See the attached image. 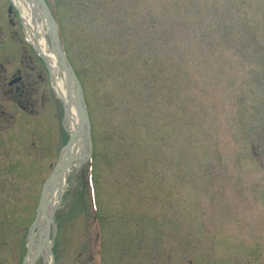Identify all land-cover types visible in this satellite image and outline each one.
<instances>
[{
	"label": "rangeland",
	"instance_id": "1",
	"mask_svg": "<svg viewBox=\"0 0 264 264\" xmlns=\"http://www.w3.org/2000/svg\"><path fill=\"white\" fill-rule=\"evenodd\" d=\"M47 1L94 152L36 264H264V0ZM16 62L0 55V264L27 259L69 139L46 81L28 114L5 94Z\"/></svg>",
	"mask_w": 264,
	"mask_h": 264
},
{
	"label": "water",
	"instance_id": "2",
	"mask_svg": "<svg viewBox=\"0 0 264 264\" xmlns=\"http://www.w3.org/2000/svg\"><path fill=\"white\" fill-rule=\"evenodd\" d=\"M31 1V0H30ZM35 5L38 7L37 10L43 12L45 16V20L48 23L49 36L51 41V46L53 51L58 56L60 66L63 68L64 73L67 77V86L69 87L70 92L73 91L75 95V105L78 109L79 116H80V126L79 128L70 134V139L64 149V152L61 156L60 162L56 166V169L52 172L49 179L47 180L43 191L42 196L39 203L38 213L35 222L32 224L29 246H28V255L27 259L25 260L24 264H36L38 259L48 251V245L51 250V223L53 221L54 210L52 211L51 215L48 214V206L50 204L52 196L58 192L61 188L60 183L59 186L58 180L64 179L69 167L75 163L76 161L75 156L72 153V145L73 141L78 137H85L86 139V152L82 161H86V157L92 156L93 151V143H92V135H91V120L88 112V108L86 105V100L84 96V91L80 79L78 78L72 64L67 58L65 49L61 43L60 33H59V26L57 21L55 20L46 0H33ZM70 87L72 89H70ZM57 182V183H56ZM51 188V189H50ZM51 191V194H50ZM41 217L44 220V224H41ZM38 236V241L36 242V249L33 252V255L30 259L28 257L32 253V237L33 234Z\"/></svg>",
	"mask_w": 264,
	"mask_h": 264
},
{
	"label": "flooded vegetation",
	"instance_id": "3",
	"mask_svg": "<svg viewBox=\"0 0 264 264\" xmlns=\"http://www.w3.org/2000/svg\"><path fill=\"white\" fill-rule=\"evenodd\" d=\"M25 1L0 0V55L4 59L10 58L19 62V68L12 74L11 80L7 82L6 77L4 79V86L7 82L9 87L5 94L11 95V99L14 102L16 101L19 108L28 114L30 104L27 103L28 99L30 97L31 101L34 100L35 91L41 82L46 81L48 84V74L44 61L38 56L37 51L35 52L31 48L26 36L31 31L27 26L28 8ZM13 46L15 47L13 48ZM19 51L22 55L18 56ZM29 51H31V54ZM37 59L46 72L47 80L44 71L40 69L39 64L36 62ZM36 71H39V73ZM35 76H37V79ZM32 109L34 108L32 107ZM3 113L6 112L3 111Z\"/></svg>",
	"mask_w": 264,
	"mask_h": 264
},
{
	"label": "bare ground",
	"instance_id": "4",
	"mask_svg": "<svg viewBox=\"0 0 264 264\" xmlns=\"http://www.w3.org/2000/svg\"><path fill=\"white\" fill-rule=\"evenodd\" d=\"M31 4L30 2H26L25 1V5L28 8V12H27V17H28V28L30 34H31V41L32 43L38 48V50L41 52V54L43 56H45L47 58V60L49 61L51 68H52V72H53V76H54V81H55V87L58 91V93L61 95V97L64 100V104H65V110H66V120L67 123L69 125V130L70 132H75L79 126H80V116H79V112L78 109L75 105V95L73 94L74 92L69 90V87L67 86V77L64 73L63 68H61L60 66V62L58 59V56L56 55V53L53 51L52 46H51V39L49 41L48 38V34H49V29H48V23L45 20V16L43 14V12H39L36 13L35 15H33L34 9L38 8V7H34L35 2L33 0H31ZM70 89H72L70 87ZM86 139L85 137H78V139L76 138L73 141V145H72V153L76 158V161H78L77 163H79L85 155L86 152ZM58 186L60 183L61 188L58 190V192H56L50 201V204L48 206V214L51 215L52 211L55 210L60 202L61 199V190L62 187L65 186L64 184H66L62 180H58ZM56 182V183H57ZM51 189V188H50ZM51 194V191H50ZM41 224H44V220L41 217ZM38 241V236L37 233L33 234L32 237V242H31V247H32V253L30 254V256L28 257V259H30L33 255V252L36 249V242ZM48 251H50V247L48 245ZM50 261V260H49Z\"/></svg>",
	"mask_w": 264,
	"mask_h": 264
},
{
	"label": "trees",
	"instance_id": "5",
	"mask_svg": "<svg viewBox=\"0 0 264 264\" xmlns=\"http://www.w3.org/2000/svg\"><path fill=\"white\" fill-rule=\"evenodd\" d=\"M79 73V72H78ZM80 76V74H78ZM81 77V76H80ZM82 79V78H81Z\"/></svg>",
	"mask_w": 264,
	"mask_h": 264
}]
</instances>
